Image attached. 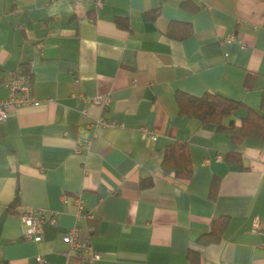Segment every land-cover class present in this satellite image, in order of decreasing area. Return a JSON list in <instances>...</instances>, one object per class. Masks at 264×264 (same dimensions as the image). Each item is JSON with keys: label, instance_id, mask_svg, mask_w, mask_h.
Listing matches in <instances>:
<instances>
[{"label": "crops", "instance_id": "obj_1", "mask_svg": "<svg viewBox=\"0 0 264 264\" xmlns=\"http://www.w3.org/2000/svg\"><path fill=\"white\" fill-rule=\"evenodd\" d=\"M182 1L0 0V98L9 74L28 63L43 100L0 124V264H40L38 254L45 264H85L63 240L72 226L99 252L94 264H190L189 247L206 264H264V231L250 230L255 216L264 220V139L233 143L214 123L180 116L174 100L177 90L213 91L260 106L264 0H190L196 10ZM175 21L191 34L169 35ZM141 126L156 139L143 138ZM176 139L189 143L194 166L184 182L161 170L164 147ZM228 150L242 164L227 162ZM76 194L94 217H77ZM29 207L57 218L40 241L23 238ZM223 213L230 221L220 241L198 245Z\"/></svg>", "mask_w": 264, "mask_h": 264}, {"label": "trees", "instance_id": "obj_2", "mask_svg": "<svg viewBox=\"0 0 264 264\" xmlns=\"http://www.w3.org/2000/svg\"><path fill=\"white\" fill-rule=\"evenodd\" d=\"M182 5L192 9H198L197 5L190 0L182 1ZM160 11V7L149 9L145 12L146 18H154ZM119 25L128 26L127 17L117 16ZM174 26L169 28L168 34L177 38H184L191 34L192 27L187 22L175 21ZM21 67L25 72L32 75L28 63H22ZM174 100L180 116L196 118L200 123H214L220 132L229 134L233 143H239L246 137L264 139V89L261 95V102L258 108L252 107L238 100L219 92L206 91L201 95L191 94L184 90H177ZM243 109L244 114L239 122L235 120L237 113ZM225 160L229 163L242 164V156L235 150H228L225 153ZM161 170L165 175L173 176L177 181L188 180L193 173L194 166L190 152L189 143L186 140L176 139L166 144L161 162ZM152 179H142V185L151 184ZM219 177L212 179L209 196L215 198L218 194ZM19 200V188H17L14 201L8 206V211L15 208ZM230 221V215L223 213L213 216L210 228L202 232L196 239L198 245H207L218 242L222 238ZM188 258L190 264H206L201 256L200 250L196 247H189Z\"/></svg>", "mask_w": 264, "mask_h": 264}, {"label": "built area", "instance_id": "obj_3", "mask_svg": "<svg viewBox=\"0 0 264 264\" xmlns=\"http://www.w3.org/2000/svg\"><path fill=\"white\" fill-rule=\"evenodd\" d=\"M102 0H97V5H101ZM234 36H230L226 40H231ZM6 84L8 87V94L0 98V124L7 118L8 113L19 107L24 106H38L43 100L37 98L34 94L32 86V75L25 72L21 65H18L7 77ZM87 99V98H85ZM95 102L107 103L109 97H95ZM100 123L104 126H117L119 123L100 119ZM140 132L143 138L150 136L152 139H156L157 135L148 126H141ZM217 160H222L221 153L215 155ZM210 163V158L206 157L203 160V164ZM68 201L66 194L62 195V202ZM74 201L77 205V217L92 218L94 215L85 210L84 200L81 194H76ZM21 220L24 224L23 238L26 240L40 241L43 237V225L45 223L56 224L57 218L52 212L49 217H46L44 210L41 208H27L21 212ZM250 230L252 232L264 231V220L260 216H255L252 219ZM64 242L68 243L74 248L81 256L85 264H94V261L100 258L99 252H97L89 239H80L78 234V228L72 226L68 232L63 236ZM40 264H45V258L42 254L36 256Z\"/></svg>", "mask_w": 264, "mask_h": 264}]
</instances>
